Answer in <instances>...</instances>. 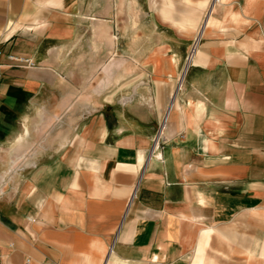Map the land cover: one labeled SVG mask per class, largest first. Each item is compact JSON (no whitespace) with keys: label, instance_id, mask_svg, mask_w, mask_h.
<instances>
[{"label":"crops","instance_id":"obj_1","mask_svg":"<svg viewBox=\"0 0 264 264\" xmlns=\"http://www.w3.org/2000/svg\"><path fill=\"white\" fill-rule=\"evenodd\" d=\"M116 1L0 0V264H264V0H150L154 93Z\"/></svg>","mask_w":264,"mask_h":264},{"label":"rangeland","instance_id":"obj_2","mask_svg":"<svg viewBox=\"0 0 264 264\" xmlns=\"http://www.w3.org/2000/svg\"><path fill=\"white\" fill-rule=\"evenodd\" d=\"M154 1L157 4L156 7L159 8L161 5H171L173 12L176 11V15L179 14L178 10L180 8L200 4L198 0ZM116 2L117 20L116 27H114L117 45L116 58L117 60H124V57H127V67L130 66L128 62H131L133 85L136 89L138 87V92L141 91V80L147 79L149 82L148 90L150 93H154L155 87L164 82L161 76L162 69H160L163 58L161 56L156 58V63L152 62L150 58L157 46L164 41L162 37L160 38L163 32L159 25L158 12L155 7L151 6L150 0H117ZM207 10L204 15L197 13L198 25H202L201 22L205 20ZM194 41L196 40L194 39ZM193 42L189 45L181 42L177 43L176 49L178 50L177 55L180 57V68L179 74L175 76L174 92L178 89L180 78L182 77L183 80L185 76L186 64L190 57ZM121 71L122 73L119 75L122 76L123 69ZM87 72L91 73V70H87ZM142 75L143 77H141ZM166 79L172 80V75L168 74Z\"/></svg>","mask_w":264,"mask_h":264},{"label":"built area","instance_id":"obj_3","mask_svg":"<svg viewBox=\"0 0 264 264\" xmlns=\"http://www.w3.org/2000/svg\"><path fill=\"white\" fill-rule=\"evenodd\" d=\"M198 43H199V41H198L197 43H196V41L193 42L190 56H191V54H192V52H193L195 46H196V49H197ZM189 58H190V57H189ZM8 59H9L10 61H14V62H17V63H20V64H25V65H27V66H31V67L34 66V64H33L32 62H30L29 60H26V59H17V58H13V57H11V56H9ZM189 63H190V62H189V59H188L187 64H186V70H187V68H188V66H189ZM1 79H2V75H1V73H0V81H1ZM163 120H164V119H163ZM162 123H163V121H162ZM161 126H162V124H161ZM161 126H160L159 132L157 133L156 138L154 139V142H153V147H154V148L157 147V146L159 145V142H160V140H161V135H162V134H161V133H162V131H161ZM25 264H29V260H26Z\"/></svg>","mask_w":264,"mask_h":264},{"label":"bare ground","instance_id":"obj_4","mask_svg":"<svg viewBox=\"0 0 264 264\" xmlns=\"http://www.w3.org/2000/svg\"><path fill=\"white\" fill-rule=\"evenodd\" d=\"M215 1H217V0H215ZM196 43H197V40H196ZM195 48H196V46H195ZM195 48H194V50H193V52H192V54H191V56H190V58H189V61H190V59H191V57H192V55H193V53H194V51H195ZM180 84H181V82H180ZM180 84H179L178 88L180 87ZM166 125H167V115L164 116V120H163V123H162V126H161V131L163 130V128H164Z\"/></svg>","mask_w":264,"mask_h":264}]
</instances>
